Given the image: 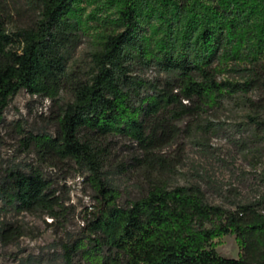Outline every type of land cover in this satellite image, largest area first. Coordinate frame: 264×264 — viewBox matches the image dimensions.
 <instances>
[{"label": "rangeland", "instance_id": "obj_1", "mask_svg": "<svg viewBox=\"0 0 264 264\" xmlns=\"http://www.w3.org/2000/svg\"><path fill=\"white\" fill-rule=\"evenodd\" d=\"M133 1L147 50L146 60L136 55L131 61V75L144 82L142 95L167 87V82H177L174 91L184 92V69L166 65L175 58L197 64L193 77L198 81L205 79L201 69L206 67L214 80L233 85L224 86L217 103L205 100L201 108L183 98L193 107L191 113L181 106L161 111L149 128L157 135L149 149L125 134L82 128L79 137L95 155L98 173L59 155L50 142L34 138L56 137L59 115L73 100L72 85L91 76L93 54L123 29L118 0H78L65 87L57 97L21 89L0 119V186L10 170H39L60 203L53 216L43 209L18 212L0 198V230L9 224L20 231L8 241L0 235V264H66V245L82 238L95 217L97 177L115 188L122 207L157 183L193 187L204 202L230 211L256 203L264 214V0H198L188 11L164 7L161 0ZM39 11V0H0L8 30L33 28ZM229 19L238 21L241 30L234 34L226 28L212 55L202 32L212 25L219 33ZM209 58L213 61L208 65ZM216 242L221 255H240L235 234ZM80 253L73 264H90Z\"/></svg>", "mask_w": 264, "mask_h": 264}, {"label": "trees", "instance_id": "obj_2", "mask_svg": "<svg viewBox=\"0 0 264 264\" xmlns=\"http://www.w3.org/2000/svg\"><path fill=\"white\" fill-rule=\"evenodd\" d=\"M197 1L161 0L164 7L183 11ZM39 2V16L31 29L8 30L0 17V119L21 89L57 97L65 87L69 53L77 34L78 0ZM118 2L123 29L109 35L93 54L91 76L72 85L73 100L59 115L56 137L34 138L50 142L59 155L71 157L96 173L100 168L95 155L79 137L82 128L125 134L149 149L157 138L149 128L161 111L181 106L184 113H191L193 107L183 103V98L199 103L201 108L207 100L217 103L224 86L233 85L217 82L206 67L201 69L205 79L198 81L193 77L198 65L175 58L166 65L184 69V92L174 91L177 82H167V87L142 95L144 82L131 75V61L136 55L146 60L147 50L143 48L134 1ZM226 24L219 33L212 25L202 32L203 43L212 55L217 53L218 39L226 28L234 34L241 30L238 21L229 19ZM212 61L209 58L207 64ZM95 185L99 201L95 217L86 225L82 238L66 245V264H73L78 250L90 264H122L121 258L125 264H264V214L256 203L230 211L204 202L193 187L169 188L156 183L146 195L122 207L116 202L115 188L99 177ZM49 188L39 170H10L0 186V198L18 212L43 209L55 216L60 203ZM19 234L9 224L0 230L7 241ZM227 234L238 238V257L223 256L216 249V239Z\"/></svg>", "mask_w": 264, "mask_h": 264}]
</instances>
